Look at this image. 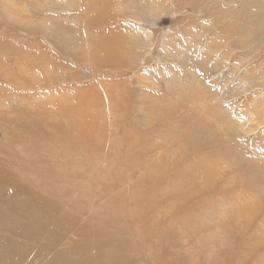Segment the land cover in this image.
<instances>
[{
  "label": "rangeland",
  "instance_id": "rangeland-1",
  "mask_svg": "<svg viewBox=\"0 0 264 264\" xmlns=\"http://www.w3.org/2000/svg\"><path fill=\"white\" fill-rule=\"evenodd\" d=\"M44 163L60 175L52 188L73 193L59 214L67 246L81 240L70 221L129 191L156 227L186 234L183 206L209 230L177 249L129 235L147 264H264V0H0V172ZM177 172L203 208L153 197ZM92 180L112 187L105 206L79 201ZM9 200L40 211L11 193L0 210Z\"/></svg>",
  "mask_w": 264,
  "mask_h": 264
},
{
  "label": "bare ground",
  "instance_id": "bare-ground-1",
  "mask_svg": "<svg viewBox=\"0 0 264 264\" xmlns=\"http://www.w3.org/2000/svg\"><path fill=\"white\" fill-rule=\"evenodd\" d=\"M74 136H72V139ZM93 146V151L102 149V145L99 143H93ZM156 148L164 149L166 153L172 151L171 147L168 148L162 144H157ZM73 150L78 153H80V150L83 152L82 149ZM152 150H148L146 154L151 155ZM45 152L46 149H43L38 153L43 155ZM132 152L133 150L130 151V153ZM111 166L114 168L113 164ZM174 174H176V177L173 181H171L170 175L166 176V179L160 185L161 188L153 197L159 195L163 189H165V193L174 190L175 193L170 196V200L167 199L170 208L176 207L179 202L188 200L198 203L203 208L205 205L203 197L188 198L190 195L197 194L191 183L192 180L189 179L186 182L183 172ZM39 177L42 178L41 181H44V183L34 180ZM72 177L74 178L75 175H72ZM59 179L60 175L48 168L46 163L35 165L31 169L21 168L17 174L0 172V195L2 193L23 195L25 198L34 200L40 210L30 207L23 201V207L18 206L19 201L14 200H9L4 205V208L8 207V210H0V264H5L3 259L10 261V264H147L148 259L142 254L131 255L128 253L130 247L134 246L129 235L148 237L146 243L144 242L146 246L152 238L150 236H160L159 240L155 241L172 244L170 245L171 248L177 249L178 244L184 246L181 242L182 234H184L188 242L194 243L196 241V236L191 232V229H194L196 233L209 232V230L198 225L201 224L200 218L187 217L186 213L191 210L183 206L177 209L175 213H183L185 215L183 219H178V223L180 226L185 227L186 234L178 232L175 226H164L163 223L166 218H163L162 223L159 225L160 227H156L155 224L157 222L153 219L148 221V210L144 208L146 205L143 202L144 198L138 197L134 201L135 210L127 207L130 202H128V198L131 196L129 191L126 195H121L120 198H113L105 206V201H103L100 194L104 191L108 196L110 193L109 189H112V187H104L99 180H92L90 184L94 186V190L85 191L87 196L79 201L94 199L105 206L104 211L101 213L97 210L87 213L83 212L81 220L70 221L73 225L78 226L79 230L78 232L76 231V235L81 237V240L67 246L69 243L65 244L64 238L68 232L66 228H63V223L67 219L60 218L59 214L64 210L62 199L73 193L53 189L52 185L60 183ZM83 180H88V178L85 174H80V181ZM119 184L121 183L115 180L113 186L117 188ZM180 185L183 187H179ZM75 188L76 185L73 184L71 190H75ZM49 195L55 196L57 201L50 200ZM130 200L132 202V199ZM0 208L2 209L1 201ZM155 212L156 209H153V217ZM32 217L33 219L31 220ZM126 217L127 222L125 221L126 224L124 223L121 227L120 220H124ZM6 219L9 221L5 222ZM17 219L26 221V227L18 230L10 223V221ZM52 227L62 229L63 235L60 236L53 232ZM4 233H10L11 235ZM61 246H65V248L60 249L59 247ZM194 248H196V245H194Z\"/></svg>",
  "mask_w": 264,
  "mask_h": 264
}]
</instances>
